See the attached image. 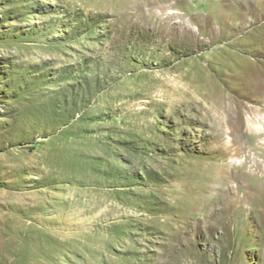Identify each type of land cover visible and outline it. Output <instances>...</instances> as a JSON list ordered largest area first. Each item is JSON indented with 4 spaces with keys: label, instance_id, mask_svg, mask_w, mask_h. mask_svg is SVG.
Masks as SVG:
<instances>
[{
    "label": "rangeland",
    "instance_id": "374dc122",
    "mask_svg": "<svg viewBox=\"0 0 264 264\" xmlns=\"http://www.w3.org/2000/svg\"><path fill=\"white\" fill-rule=\"evenodd\" d=\"M0 264H264V0H0Z\"/></svg>",
    "mask_w": 264,
    "mask_h": 264
}]
</instances>
